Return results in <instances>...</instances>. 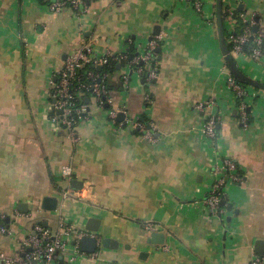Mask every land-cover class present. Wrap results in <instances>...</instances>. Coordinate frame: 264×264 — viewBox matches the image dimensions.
Segmentation results:
<instances>
[{
  "label": "crops",
  "instance_id": "0c3cea01",
  "mask_svg": "<svg viewBox=\"0 0 264 264\" xmlns=\"http://www.w3.org/2000/svg\"><path fill=\"white\" fill-rule=\"evenodd\" d=\"M202 2L200 13L188 0H94L78 14L70 8L55 13L41 0H0V214L11 217L19 235L39 220L55 232L62 210L78 227L89 218L100 222L94 232L98 256L79 244L90 257L78 255L74 264H251L260 255L264 90L247 87L244 101L253 122L243 127L213 24L215 0ZM225 2L233 11L243 5L247 16L264 21V0ZM156 26L164 36L159 79L147 86L134 80L125 88L118 70L109 80L116 106L126 104L131 116L152 119L153 139L120 128L108 117L109 107L88 99L79 143L67 129L55 128L50 94L67 56L88 40L103 53L121 51L129 39L146 43ZM225 27L231 33L237 24L227 18ZM235 58L247 75L264 82V56ZM210 98L217 106L200 111L197 106ZM210 113L223 117L218 147L203 137ZM225 158L237 161L245 182H227L225 217L214 216L204 200ZM64 165L76 168L73 181L81 187L64 179ZM68 187L81 196L63 199ZM46 196L58 198L57 210L42 208ZM21 202L28 212L18 209ZM145 223L166 234L164 244L147 241ZM103 238L116 240L119 248L103 247ZM0 250L17 253L2 234Z\"/></svg>",
  "mask_w": 264,
  "mask_h": 264
},
{
  "label": "built area",
  "instance_id": "2783aa9c",
  "mask_svg": "<svg viewBox=\"0 0 264 264\" xmlns=\"http://www.w3.org/2000/svg\"><path fill=\"white\" fill-rule=\"evenodd\" d=\"M194 3L198 12H203L202 0H188ZM51 11L60 13L63 10L73 7L78 14L83 7L88 10L85 0H53L48 4ZM82 8V9H83ZM84 11V12H85ZM228 18L235 20L234 11L228 9ZM257 14L247 16L246 13L240 15L243 24V31L229 34V42L232 43V54L234 57L248 55L254 61L260 60L264 56V21L257 19ZM254 26L258 29L253 31ZM164 40L163 34L154 35L146 43H135L129 39L121 51L107 50L100 52L94 41H85L74 49L65 60L63 66L52 82L50 94V120L55 128H65L70 132L74 142L79 143V124L89 118L90 104L92 100L101 109L106 111L110 120L120 128L139 129L145 133L149 139H153V123L146 126L141 121V116H131L126 104L115 105L113 96L108 88L109 74L98 70L110 65L112 60L122 63L121 75L125 88H130L135 81L142 80V85H152L160 77V60L158 48ZM253 40V49L247 51V46ZM134 44V45H133ZM134 46V54L130 52V46ZM230 86L236 96H245L248 91L233 76L229 79ZM141 84V83H140ZM145 101L152 102V97L145 93ZM217 100L210 98L201 102L197 107L200 111L206 112L208 108H215ZM248 105L242 101L238 106L243 122H247ZM125 117L118 119L119 114ZM223 121L220 113H210L207 115L203 137L214 146H219L220 135L218 127ZM76 168L72 165H64L61 174L65 180L71 183L74 179ZM214 182L209 188L207 197L204 200L208 213L214 216H224L225 209L222 201H226L224 188L228 181L237 184L245 182V176L239 171L237 161L233 158H225L221 163V168L216 171ZM63 199H76L81 196L78 191L71 187L64 190ZM17 212V210H16ZM58 228L54 232L41 223H36L28 234L19 235L17 230L6 222V215L0 214V234L13 241L16 248V255H9L4 250H0V264H74L78 255L82 257H96L98 253L89 256L88 253L80 251V240L85 236H96L94 232L87 230L84 226L74 225L64 211H58ZM144 229L151 233L158 231V226L153 223H145ZM63 255L64 259H60ZM251 264H264V256L255 255Z\"/></svg>",
  "mask_w": 264,
  "mask_h": 264
},
{
  "label": "water",
  "instance_id": "95a60500",
  "mask_svg": "<svg viewBox=\"0 0 264 264\" xmlns=\"http://www.w3.org/2000/svg\"><path fill=\"white\" fill-rule=\"evenodd\" d=\"M223 0H215V23H216V31L218 35V41L220 45L221 52L224 56V60L227 64V67L229 69V72L231 75L236 78L240 83L247 84L249 86H253L255 88H259L261 90H264V82H261L255 78H252L251 76L247 75L238 65L236 58L231 52V49L229 47V44L227 42V38L225 35V22L223 18ZM83 8V7H82ZM240 9L243 8V5L239 7ZM257 19H259V16H257ZM258 29L257 26H254L253 31L256 32ZM161 33V26H156L154 30V34L158 35ZM152 39V38H150ZM158 52L161 54L162 47H159ZM100 69V68H99ZM125 117L123 113L119 114L118 119L122 120ZM73 185L76 188L81 187V182L78 180L73 181ZM78 186V187H77ZM59 205L58 198L46 196L43 199L42 208L49 211H55L57 210ZM222 205H226V201H222ZM230 210L232 209L231 206H229ZM18 209L26 213L29 211V206L27 203L21 202L18 205ZM6 222L10 224L11 217H6ZM100 222L97 220V218H89V220L86 223V229L92 232H99ZM103 247L111 248V249H118L119 243L116 240H113L111 238H103ZM147 241L150 244H164L166 241V234L164 232L160 231H154L151 232L150 236L148 237ZM81 249L83 251L94 253L97 251V248L99 247V238L98 236H85L80 240ZM256 248L258 250V253L261 256H264V240L260 239L256 242ZM143 255V252L142 254ZM147 255V254H145ZM60 259H64V256L61 255Z\"/></svg>",
  "mask_w": 264,
  "mask_h": 264
},
{
  "label": "trees",
  "instance_id": "16d2710c",
  "mask_svg": "<svg viewBox=\"0 0 264 264\" xmlns=\"http://www.w3.org/2000/svg\"><path fill=\"white\" fill-rule=\"evenodd\" d=\"M53 0H41V2H44V3H46V4H50L51 2H52ZM85 2H86V6L85 7H87V8H89V7H91V5L93 4V2H94V0H85ZM223 18H224V22L226 21V19L228 18V9H229V6L228 5H226V2H225V0H223ZM70 10L71 11H73V12H76V10H74V8L73 7H70ZM84 8L82 9H80L79 10V12L80 13H84ZM242 13H245V9H240V8H238L237 10H235L234 11V13H233V17L234 18H236L237 19V21H238V24H237V27L235 28V33H241L242 31H243V24H242V19H241V17H240V15L242 14ZM259 16V15H258ZM259 18H262L261 16H259ZM215 19V18H214ZM213 24H214V26L216 27V23H215V20H214V22H213ZM225 35H226V38H227V42H228V44H229V47H230V49H231V51H232V43H230L229 42V34H228V32H227V30H226V27H225ZM254 42H253V40H251V43L247 46V51H251L252 49H253V44ZM134 45V44H133ZM133 45H131L130 46V52H131V54H134V51H135V49H134V46ZM161 47H162V43H161ZM121 66H122V63H119V62H117V61H114V60H112V62H111V64L110 65H107V66H104L102 69L100 68V69H98V70H100V71H102V72H107L108 74H109V78H108V81H107V83H108V88H109V91H110V95L111 96H113L112 95V92H111V85H110V83H109V80H110V77H111V75H112V73L114 72V71H118V70H120L121 69ZM157 80H155L154 82H156ZM238 81V80H237ZM153 82V83H154ZM245 88H247L249 85H247V84H244V83H241ZM150 96L152 97V95L150 94ZM246 98V95L245 96H236V101H237V107L241 104V102L242 101H244V99ZM246 111H247V122H243L242 121V119H241V114L239 113L238 114V118L240 119V123H241V125L243 126V127H247V126H249V125H251V123L253 122V117H252V114H251V111H249L248 110V107H247V109H246ZM50 116V115H49ZM141 121L143 122V123H145V125L148 127V126H150L152 123H153V121H152V119H150V118H148L145 114H142L141 115ZM218 131H219V127H218ZM134 132L135 133H137V134H143L144 132L143 131H141V130H139V129H136V130H134ZM239 171L242 173V171H241V169L239 168ZM243 174V173H242ZM227 202V201H226ZM36 223H41L42 225H44V222L43 221H37ZM35 223V224H36Z\"/></svg>",
  "mask_w": 264,
  "mask_h": 264
},
{
  "label": "rangeland",
  "instance_id": "374dc122",
  "mask_svg": "<svg viewBox=\"0 0 264 264\" xmlns=\"http://www.w3.org/2000/svg\"><path fill=\"white\" fill-rule=\"evenodd\" d=\"M228 32V34L230 33L229 31H227Z\"/></svg>",
  "mask_w": 264,
  "mask_h": 264
}]
</instances>
